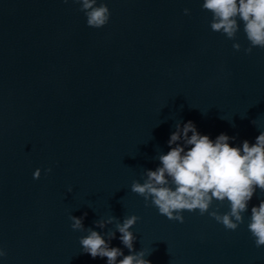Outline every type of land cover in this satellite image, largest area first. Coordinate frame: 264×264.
<instances>
[{"label": "water", "instance_id": "1", "mask_svg": "<svg viewBox=\"0 0 264 264\" xmlns=\"http://www.w3.org/2000/svg\"><path fill=\"white\" fill-rule=\"evenodd\" d=\"M100 2L111 15L95 29L73 0H0V264H107L82 251L87 232L70 215L102 235L114 224L95 221L137 215L134 249L151 264H264L247 229L259 189L235 231L198 210L169 220L130 190L159 166L177 122L255 143L264 49L244 53L243 25L236 40L213 32L203 0ZM119 237L110 246L128 255Z\"/></svg>", "mask_w": 264, "mask_h": 264}, {"label": "clouds", "instance_id": "2", "mask_svg": "<svg viewBox=\"0 0 264 264\" xmlns=\"http://www.w3.org/2000/svg\"><path fill=\"white\" fill-rule=\"evenodd\" d=\"M73 2L81 5L88 27L99 29L109 22L111 13L106 3L98 4V0ZM202 10L212 14L211 30L230 40H236L243 25L249 44L243 49L245 54H251L254 48L264 49V0H203ZM183 11L185 15L190 14L188 8ZM241 47L238 42L233 44L236 51ZM175 129L167 142L169 151L157 157L159 166L155 170H144L143 183L133 180L130 190L144 198L145 206L155 207L169 220L183 223V211L198 210L201 216L209 215L225 229L237 230L245 222V214L249 213V203L257 189L264 193V131H260L255 143L244 140L242 146L234 147L230 140L235 137L221 133L212 140L200 134L192 121L177 122ZM46 171L51 172V169ZM40 176L41 170L37 169L34 179ZM225 201L229 211L221 213L219 207L212 208L214 202L222 205ZM69 219L73 231L87 232L80 237L79 244L92 258L106 257L107 264H151L145 259L148 254L143 249L139 252L134 249L136 236L131 229L140 219L137 215L125 216L123 222L113 216L95 221L100 229L114 224L115 230L110 228L103 235L93 228L86 229L84 217L70 215ZM247 229L255 246L264 247V199L251 207ZM116 232L129 250L128 255L121 248L110 246ZM6 255L0 248V258Z\"/></svg>", "mask_w": 264, "mask_h": 264}]
</instances>
